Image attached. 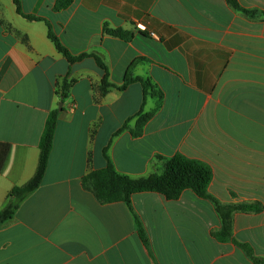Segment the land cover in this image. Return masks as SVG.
<instances>
[{"label":"crops","instance_id":"crops-1","mask_svg":"<svg viewBox=\"0 0 264 264\" xmlns=\"http://www.w3.org/2000/svg\"><path fill=\"white\" fill-rule=\"evenodd\" d=\"M20 1L22 13L0 0V143L10 144L0 209L35 175L48 116L63 107L41 185L0 224V264H258L242 244L264 258V0H238L254 13L227 0ZM105 23L134 36L107 34ZM49 24L72 54L95 53L107 69L92 55L70 63ZM106 74L115 86L101 95ZM141 77L163 98L146 96ZM142 110L155 112L136 137ZM179 153L210 165L212 196L254 207L234 212L231 238L214 235L215 204L190 188L177 199L136 192L129 204L101 203L83 186L108 158L143 177Z\"/></svg>","mask_w":264,"mask_h":264},{"label":"trees","instance_id":"trees-1","mask_svg":"<svg viewBox=\"0 0 264 264\" xmlns=\"http://www.w3.org/2000/svg\"><path fill=\"white\" fill-rule=\"evenodd\" d=\"M72 1L73 0H57L55 8L57 10L67 8ZM227 2L238 11L254 13V11L241 6L238 0H227ZM15 3L18 11L22 13L21 1L15 0ZM25 16L29 19H40L39 17L31 14H25ZM104 32L127 41H130L134 36L133 32L130 30L124 28H113L107 23L104 25ZM49 36L54 41L57 49L67 57L70 63H74L75 61L82 59L84 56L92 55L96 58L98 64L103 69H107V66L103 62L102 58L95 53H82L80 55L72 54L62 43L59 36L53 31L50 24ZM134 63L130 66L126 75L125 85L133 80L130 70L132 69ZM139 80L143 84L146 96L154 95L158 96L160 99L163 98V91L159 90L151 80L142 77L139 78ZM72 84V79H69L68 77L64 78L62 91L60 92L62 96H65L66 90ZM113 86H115V84L108 79V75L106 74L100 86L101 95H105L108 89ZM154 112L155 110L149 112H144L142 110L137 114L136 127L131 129V134L133 136L138 137L143 133L145 124L152 117ZM58 115L59 109H54L50 112L39 143L41 153L37 171L33 178H31L27 183L21 186H16L10 191L6 206L0 209V224L12 219L20 203L41 185L53 146ZM124 128H127V124L118 130L116 134L121 132ZM9 148V143H0V172L7 159ZM105 154L108 157L107 149H105ZM163 159L165 164L161 173L155 172L148 176L132 177L130 175L120 173L115 168L112 161L108 158L107 166L100 169H92L83 177V186L91 190L101 203L125 201L129 204H131L132 195L136 192L156 191L162 193L169 199H177L180 197L183 190L190 188L199 196L208 198L215 204L221 217L222 227L219 231H216L214 235L221 240L231 238L233 233L234 212L251 210L254 207L248 204H225L212 196L208 191V187L213 178V171L210 165L206 162L187 157L180 153L175 154L172 157H164ZM137 224L141 238L145 244L148 245L147 233L139 219H137ZM242 247L251 257H253L255 263L264 264V258L256 257L252 248L248 244H242Z\"/></svg>","mask_w":264,"mask_h":264},{"label":"water","instance_id":"water-1","mask_svg":"<svg viewBox=\"0 0 264 264\" xmlns=\"http://www.w3.org/2000/svg\"><path fill=\"white\" fill-rule=\"evenodd\" d=\"M62 107H63V102H60V104H59V110H61Z\"/></svg>","mask_w":264,"mask_h":264}]
</instances>
